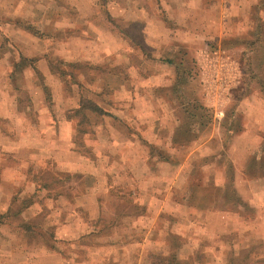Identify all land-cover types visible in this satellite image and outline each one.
Listing matches in <instances>:
<instances>
[{
  "label": "rangeland",
  "instance_id": "374dc122",
  "mask_svg": "<svg viewBox=\"0 0 264 264\" xmlns=\"http://www.w3.org/2000/svg\"><path fill=\"white\" fill-rule=\"evenodd\" d=\"M260 143L264 0H0V264H264Z\"/></svg>",
  "mask_w": 264,
  "mask_h": 264
},
{
  "label": "crops",
  "instance_id": "0c3cea01",
  "mask_svg": "<svg viewBox=\"0 0 264 264\" xmlns=\"http://www.w3.org/2000/svg\"><path fill=\"white\" fill-rule=\"evenodd\" d=\"M223 105V104H222ZM18 112H19V106L18 105H16V104H11L10 105V110H7V112L5 113V115L7 116V119H9L10 120V122H11V124H15L16 123V120H15V117H18L19 115H18ZM60 123H63V122H60ZM65 123V125H67V123L66 122H64ZM17 126V125H16ZM59 127H61V126H59ZM14 129V128H13ZM57 126L56 125H54V127H53V130L54 131H51L50 132V134H52L53 132H56L57 133ZM46 130V129H45ZM15 131V130H14ZM16 132H18V131H16ZM246 132V129L244 130V131H242L240 134H243V133H245ZM30 133V132H29ZM25 134H27V136L29 137V134L28 133H22L21 132V135H20V137H19V135H18V137L21 139V141L23 140L24 141V137L26 138L27 136H25ZM240 134H236V135H234V140H236L237 139V137L236 136H239ZM30 140H31V142H29L28 144H25L24 143V145H25V147L23 148L22 146H20L19 148H12V149H8L7 151H11L12 153H14L16 150H19L18 152L20 153L21 151H30V147H36L35 148V152L36 153H39V151L40 152H42V151H44V152H47V153H49V152H51V151H48L49 149H52V143L50 144V142H49V144L46 142L47 140L46 139H44V138H41V140H36V138H33V137H30ZM58 139H55V141L53 142V144L55 145V147H56V144H57V141ZM20 141V142H21ZM47 144H48V146H47ZM260 145L261 146H258L256 149H253V150H251V152H250V154L248 153V155L249 156H247L248 157V159H247V164L245 165V169H247V170H253L254 169V166H255V163H254V160H253V157H254V155H259V152H264V149H263V147H264V143H260ZM8 146H9V144H8ZM54 147V148H55ZM233 170H234V172H235V164H234V162H233ZM235 177H236V179H237V174L235 173V175H234ZM1 180V179H0ZM248 180H249V178H248ZM247 180V181H248ZM9 180H8V178H5V180L3 179V181L2 182H0V211H1V209H3V210H5V212L7 213V214H9V207L8 208H4V205H10V203L12 204L13 203V201H14V195H15V193L11 190V188H10V185H9V182H8ZM234 182H235V180H233ZM251 181V183H255V181L252 179V180H250ZM234 182H232V184H235V185H238V180H236V182L234 183ZM259 183V182H258ZM248 184H249V182H248ZM261 184L262 185H264V179H262V182H261ZM236 193V196H237V198H238V200L240 201L239 203L240 204H245L246 206H250V207H253V209L254 208H256V204H254L249 198H246L245 200L243 199V198H240V195L237 193V192H235ZM38 204V205H37ZM40 204L38 203V202H36V203H34L31 207L33 208V207H35V206H39ZM31 207H30V209H31ZM9 209V210H8ZM2 214H4V213H2ZM224 225H226V226H229V224L228 223H226L224 220H223V222H222Z\"/></svg>",
  "mask_w": 264,
  "mask_h": 264
},
{
  "label": "trees",
  "instance_id": "16d2710c",
  "mask_svg": "<svg viewBox=\"0 0 264 264\" xmlns=\"http://www.w3.org/2000/svg\"><path fill=\"white\" fill-rule=\"evenodd\" d=\"M30 29V28H29ZM30 31L33 32L32 29ZM170 64H174L173 59H168L166 60ZM177 67V76H176V82L174 84V90L180 91L184 86L187 85L188 83V78L192 75L191 72H184V70L181 67ZM90 111L91 113H96L99 115H106L109 114L100 104L93 100H83L81 101L80 107L74 110L72 113L73 114H80V113H85V116H87V112ZM191 118H196L195 114L192 113L190 114ZM264 149V147H263ZM226 187L229 189L230 186H232V182L234 180V173H233V168L230 166L227 174H226ZM50 185L48 183H44L43 187H49ZM40 189V188H39ZM230 198H233V195H230ZM7 217V213H0V222H3V220ZM23 227H25L23 225ZM27 227H31L30 224Z\"/></svg>",
  "mask_w": 264,
  "mask_h": 264
}]
</instances>
